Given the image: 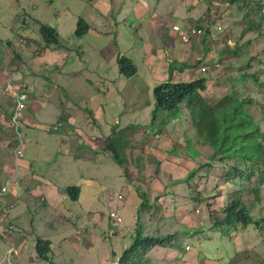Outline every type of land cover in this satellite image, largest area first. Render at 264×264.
I'll list each match as a JSON object with an SVG mask.
<instances>
[{
  "label": "crops",
  "instance_id": "0c3cea01",
  "mask_svg": "<svg viewBox=\"0 0 264 264\" xmlns=\"http://www.w3.org/2000/svg\"><path fill=\"white\" fill-rule=\"evenodd\" d=\"M35 1L0 0V62L4 63L0 69V88L8 80H17L26 86L28 94L17 125L19 133L13 127L14 144L8 147L4 161L0 158V185L10 176L17 180L3 197L2 205H12L7 220L12 230H7L0 238V264H50L36 259L34 236L49 242L52 264H115L121 250L137 234V218L142 221V234H167L184 229L180 225L175 228L163 225L151 216L154 211L137 210L135 195L144 194L135 186V182H140L135 176L137 168L147 164L135 165L137 149L133 143L146 134L127 127L140 128L138 121L154 124L155 120L149 121L152 119L150 107L154 108L152 93L151 101L147 99L153 85L148 86L151 89L142 109L136 103L132 109L125 107L122 100L125 93L118 89L117 82L120 79L132 82L134 75L123 78L118 73V47L109 43L103 30L102 10L97 7L102 6V1L96 6L101 12L92 8V17L87 9L82 15L57 11L52 23L57 42L50 45L43 43L39 25L48 24L51 16L46 13L47 6L43 2L36 8ZM17 10L25 16L24 27L17 31L18 41H8L20 16ZM79 17L86 21L88 30L84 35L75 36L73 31ZM34 37L43 44L36 43ZM71 39L73 42H69ZM88 40L98 47L90 56H87L88 48L82 50L79 46ZM20 42L22 44H18ZM29 52H32V65L25 64L21 68L16 59ZM85 56L87 59L83 60ZM47 66L54 78H45ZM151 67L145 64L146 79L150 83L156 81ZM6 74L8 77L4 80ZM1 107L0 120L3 121L10 116L12 103L6 110ZM57 122L61 124L53 130L51 126ZM123 127L127 128L123 132L129 131L126 134H129L130 146L126 149L127 154L123 153L127 176L109 152L103 151L107 139H120L117 132ZM1 135L6 150L5 142L9 137L5 132ZM199 174L197 180L203 175L202 172ZM180 184H176L174 194L168 193L176 195L181 193V188L189 190V186L185 187L188 183ZM72 187L78 188L77 194L68 195L66 190ZM161 194L165 195L164 189ZM119 195L121 200L117 199ZM261 195L264 196V186ZM159 202L164 207L168 200L163 197ZM110 210L121 216L120 227H113L108 217ZM186 212L189 213L184 214L186 228L195 231L179 235L178 241L188 236L187 240L194 239L195 242L181 244L180 248L156 247L146 254L148 264H258V254L260 263L264 264V233L260 228L255 225L245 229L237 227L229 230V236L223 230L203 227L202 221L189 217L193 212L188 209ZM261 213L255 210L252 215L259 219L263 218Z\"/></svg>",
  "mask_w": 264,
  "mask_h": 264
},
{
  "label": "rangeland",
  "instance_id": "374dc122",
  "mask_svg": "<svg viewBox=\"0 0 264 264\" xmlns=\"http://www.w3.org/2000/svg\"><path fill=\"white\" fill-rule=\"evenodd\" d=\"M40 2L47 6L46 13L51 16L47 23L50 26H53V15L57 11L82 15V11L87 9L89 16L92 17V8L96 9L97 4L101 2L102 6L97 7L102 12L98 8L97 12H101L105 20L103 30L107 34L109 43L115 48L118 47L116 48L118 54L128 58L137 70V72L135 70L132 82L121 81V79L117 82L118 89L125 93L122 97L125 107L132 109L136 103L142 109L147 101V92L152 88L148 89V86L167 80L170 62L174 64L173 67L187 66L172 71L174 81H190L198 78L205 80L206 91L203 95L210 103L217 102L230 90L238 98L252 97L250 98L251 104L245 105L246 110L252 119L261 121L264 130V23L252 30L246 29L249 23L259 21L260 10L264 9V0H248L246 4L241 2L230 4L228 0H37L34 2L36 8L39 7ZM38 17L40 16L37 15ZM172 25H177L181 29L200 28L203 32L204 30L210 32L192 37L189 43L182 44L178 35L171 30ZM216 26L221 28L218 33L215 30ZM41 39L44 43L42 37ZM227 39L230 40V44L226 43ZM33 40L43 44L37 37ZM79 46L82 50L88 48L87 56L94 54L93 50L98 48L90 40L83 42V45L79 43ZM72 47H75L74 44ZM30 49L34 50V46ZM110 49L108 47V50ZM13 50L15 51L14 48ZM23 50L26 49L23 48ZM31 56L32 52L28 55L22 53L16 59L14 53L13 59H16L17 64L23 68L25 64L32 65ZM84 59L86 60L87 57H83ZM145 64L152 66L151 71L155 73L154 80L156 81L151 83L147 81ZM211 66L213 69H210ZM3 67L4 63L0 62V69ZM202 67L208 69L202 72ZM55 74L57 77V73ZM45 76L46 79L54 78L49 66L45 70ZM7 77V74L4 75V80ZM254 82H259V84H254ZM1 91L2 88H0V106L6 110L12 100ZM150 97L151 92L147 99L150 100ZM183 108L180 107L175 112L167 113L150 107L151 118L155 116L153 125L138 121L140 128L127 127L133 128L134 132L137 130L146 134L144 138L135 139L133 143L134 148L137 149L135 150V165L144 162L147 164L143 168H137L135 180L140 182H135V186L139 188V192H143L144 195L162 196L164 189L165 195H173L176 184L184 182L180 184L184 186L188 183L185 187L189 186L190 191L187 188H181V193L173 195L171 200L164 204V211L170 218L169 225L172 228L178 225L186 227L187 219L184 214H189L186 212L187 209L188 212H193L189 217L199 222L197 217L199 215L206 224L208 223L203 216L206 209H204L205 201L200 204L189 199L190 195L194 197L202 195V199L211 201L209 210L217 211L222 207V203L209 199L211 195H237L233 192L236 190L240 192L241 186L246 183L245 180H240L238 185H228L226 176L229 169L212 159L214 156L211 150L197 142L199 138L193 132L187 117L182 114L183 110L185 111ZM1 112L2 110L0 114ZM149 121L151 122L152 119ZM160 124L165 127L162 128ZM13 127L15 128V123L11 122L9 116L0 121V158L2 161H4V156L8 155V147L14 144L16 133ZM127 128H118L117 133L120 139L112 141L118 142L115 148L121 159L124 158L123 153L127 154L126 149L130 146L127 136L129 134H126L129 131L123 132ZM176 129L180 130L176 131ZM2 132L9 137V141L5 142L6 150L3 147ZM16 132L19 133L17 126ZM262 142L264 145L263 139ZM15 152L18 154L17 150ZM234 162L240 169L246 165L238 159L226 161L225 165ZM1 165L0 162V169ZM250 168L248 166V169ZM260 169L264 170V167ZM201 171L203 175L200 180H197V175H200ZM164 185H167L166 189ZM240 194L245 195L243 192ZM172 205H175L174 209ZM195 209L199 212H194ZM255 210L262 211L261 215L264 216V210L260 206L252 207V212ZM213 215V219L218 218L216 214ZM156 218L158 215L155 216ZM187 238L188 236L180 239L179 243L174 246L180 248L181 244L195 242L194 239L187 240ZM61 247L64 248L63 243Z\"/></svg>",
  "mask_w": 264,
  "mask_h": 264
},
{
  "label": "trees",
  "instance_id": "16d2710c",
  "mask_svg": "<svg viewBox=\"0 0 264 264\" xmlns=\"http://www.w3.org/2000/svg\"><path fill=\"white\" fill-rule=\"evenodd\" d=\"M248 0H228L230 4L241 2L246 4ZM262 10V9H261ZM260 10V12H261ZM264 23V12H261L259 21L256 23H249L247 30L257 28L259 24ZM88 30L86 21L79 17L76 21V26L73 31L75 36L84 35ZM39 33L47 45L57 42L55 29L44 23L39 25ZM202 34H209L207 30ZM192 38V37H191ZM170 61V60H169ZM116 63L118 66V73L123 78H130L135 74V67L131 61L117 54ZM173 63L168 64L167 80L160 81L152 87V99L154 101V110H161L167 113L175 112L178 109L185 108L182 113L191 125L195 135L199 138L197 142L200 145H205L211 150L212 159L220 162L223 166L229 169L226 176L228 185H238L240 180H245V185L241 186V191L245 195L235 193L237 195H211L209 199L216 200L222 203V207L217 211H210L211 201H206L201 198L202 195H190L192 200L204 205L205 213L204 219L197 216L199 222H203V227L223 230L227 235L231 236L229 230L240 227L245 229L250 225H255L264 233V216L263 218H255L252 215V207L260 206L264 210V196L261 195V188L264 186V130L261 126V121H255L246 110L245 105L251 104V99L238 98L232 90L225 96L220 98L217 102L210 103L203 95L206 91V82L203 78L193 79L190 81H174L172 78V71L187 67L181 65L180 68L173 67ZM210 69H213L211 66ZM242 77V76H241ZM255 77V75H253ZM259 84V82H254ZM155 120V116H152ZM54 130V129H53ZM108 151L112 159L123 169V173L127 176V170L123 167V159L117 153L115 143L109 139L106 140L104 150ZM242 160L246 165L240 169L237 164L229 163L225 165L226 161ZM248 166L251 168L248 169ZM201 168V166H200ZM202 172V171H201ZM203 174V172H202ZM202 177V176H201ZM201 177H198L199 179ZM3 183V182H2ZM1 186V185H0ZM246 192H244V191ZM78 188L72 187L66 190L68 195L77 194ZM234 193V192H233ZM169 196H171L169 198ZM166 198L170 201L173 195H135L138 201V211H154L153 215L157 221L163 222V225H169L168 214L165 213L164 207L160 204L161 198ZM74 198V196H73ZM3 199H0V214L5 213L6 219H9L7 204H3ZM173 209L175 205L171 206ZM164 211V212H163ZM213 214L218 216L213 219ZM136 235L131 237L130 243L119 253L117 264H148L149 260L146 254L151 252L156 247L174 246L179 243L178 236L194 229L186 227L181 231H174L167 234H142V221L140 217L137 218ZM189 226V225H188ZM175 228V227H174ZM7 230H12L7 227ZM159 230L160 227H159ZM15 231V230H14ZM200 231V230H199ZM0 238L3 236L0 235ZM34 253L37 260L40 262H50L51 252L49 250V242L41 240L34 236ZM116 253L114 252V256ZM247 261V260H246ZM258 264L260 262V255L256 259Z\"/></svg>",
  "mask_w": 264,
  "mask_h": 264
},
{
  "label": "built area",
  "instance_id": "2783aa9c",
  "mask_svg": "<svg viewBox=\"0 0 264 264\" xmlns=\"http://www.w3.org/2000/svg\"><path fill=\"white\" fill-rule=\"evenodd\" d=\"M261 12H264V9H262ZM19 26H20V23H18V27ZM171 30L178 35L179 40L182 44L189 43L191 37H196L203 32V30L200 28L181 29L177 25H172ZM215 30L218 33L221 31V28L219 26H216ZM226 43L230 44V40L227 39ZM206 69L208 68L202 67L201 71L204 72ZM4 91L7 93H10L13 97V105L10 111V120L11 122L16 124L18 119L21 117L22 110L25 108V104H26L25 102L28 97L27 92L25 90L24 85L22 84L13 85L10 82L6 83L4 87ZM60 124L61 122H57L55 125H52V129H57ZM16 183H17V180L14 176H10V178H6L4 182L2 183V185L0 186V196L7 195L10 188L15 186ZM117 199L121 200V196L120 195L117 196ZM5 211H9V208H7ZM108 217L111 220L112 225L115 227H119L123 222L121 216L117 214V212H115L114 210L109 211ZM4 227L6 228V231H7V227L10 228L11 226L7 225L6 214L3 212L0 214V235L1 236L5 235V231L3 230Z\"/></svg>",
  "mask_w": 264,
  "mask_h": 264
},
{
  "label": "clouds",
  "instance_id": "9594fccd",
  "mask_svg": "<svg viewBox=\"0 0 264 264\" xmlns=\"http://www.w3.org/2000/svg\"><path fill=\"white\" fill-rule=\"evenodd\" d=\"M17 12H19L20 13V16L18 17V19L15 21V28H14V31H13V33H12V36H11V38L8 40V41H11V40H17V31H19V29H23V27H24V21H25V16L22 14V12L20 11V10H17ZM18 23H20V26L18 27ZM18 41V40H17ZM6 44H7V42H5ZM7 82H10L11 84H13V85H17V84H19V85H21V83L20 82H16V81H13V80H8ZM6 82V83H7ZM6 83H5V85H6ZM5 85H4V87H5ZM22 85H24V84H22ZM4 87L2 88V93H6V95H8V96H10V98L12 99V105H13V97H12V95L10 94V93H7V92H5L4 91ZM24 87H25V90H26V86L24 85ZM27 92V91H26ZM28 95V94H27ZM27 100V99H26ZM26 103V102H25ZM25 106H26V104H25ZM12 108V107H11ZM11 111V110H10ZM23 111V110H22ZM10 117V116H9ZM20 119V118H19ZM18 119V120H19ZM1 121V120H0ZM18 122V121H17ZM17 122H16V124H15V128H16V126H17ZM51 128H52V126H51ZM3 182H4V180H3ZM2 185V184H1ZM4 231H5V233H6V230L5 229H3Z\"/></svg>",
  "mask_w": 264,
  "mask_h": 264
},
{
  "label": "bare ground",
  "instance_id": "6f19581e",
  "mask_svg": "<svg viewBox=\"0 0 264 264\" xmlns=\"http://www.w3.org/2000/svg\"><path fill=\"white\" fill-rule=\"evenodd\" d=\"M5 196V195H4ZM4 196H0V198H3ZM12 207V205H10V206H7V208H11Z\"/></svg>",
  "mask_w": 264,
  "mask_h": 264
}]
</instances>
